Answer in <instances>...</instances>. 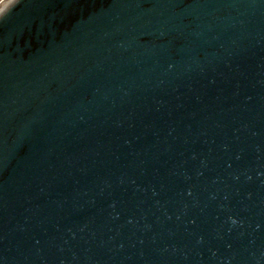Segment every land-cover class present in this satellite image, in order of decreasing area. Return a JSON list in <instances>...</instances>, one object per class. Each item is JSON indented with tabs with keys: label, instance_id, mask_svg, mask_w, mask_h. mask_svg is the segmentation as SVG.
<instances>
[{
	"label": "water",
	"instance_id": "water-1",
	"mask_svg": "<svg viewBox=\"0 0 264 264\" xmlns=\"http://www.w3.org/2000/svg\"><path fill=\"white\" fill-rule=\"evenodd\" d=\"M0 264H264V0H8Z\"/></svg>",
	"mask_w": 264,
	"mask_h": 264
},
{
	"label": "rangeland",
	"instance_id": "rangeland-1",
	"mask_svg": "<svg viewBox=\"0 0 264 264\" xmlns=\"http://www.w3.org/2000/svg\"><path fill=\"white\" fill-rule=\"evenodd\" d=\"M8 0H0V8L7 2Z\"/></svg>",
	"mask_w": 264,
	"mask_h": 264
}]
</instances>
